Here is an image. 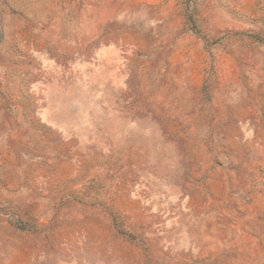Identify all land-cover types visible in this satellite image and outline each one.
<instances>
[{
	"label": "rangeland",
	"instance_id": "obj_1",
	"mask_svg": "<svg viewBox=\"0 0 264 264\" xmlns=\"http://www.w3.org/2000/svg\"><path fill=\"white\" fill-rule=\"evenodd\" d=\"M0 264H264V0H0Z\"/></svg>",
	"mask_w": 264,
	"mask_h": 264
}]
</instances>
